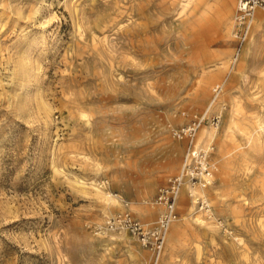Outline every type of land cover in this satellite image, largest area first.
Instances as JSON below:
<instances>
[{
  "label": "rangeland",
  "instance_id": "obj_1",
  "mask_svg": "<svg viewBox=\"0 0 264 264\" xmlns=\"http://www.w3.org/2000/svg\"><path fill=\"white\" fill-rule=\"evenodd\" d=\"M235 6L0 0V264L148 260L105 219L156 218L158 177L187 144L172 130L211 99L218 126L195 136L212 131L217 170L195 189L209 208L180 188L159 264H264V11L238 49Z\"/></svg>",
  "mask_w": 264,
  "mask_h": 264
},
{
  "label": "built area",
  "instance_id": "obj_2",
  "mask_svg": "<svg viewBox=\"0 0 264 264\" xmlns=\"http://www.w3.org/2000/svg\"><path fill=\"white\" fill-rule=\"evenodd\" d=\"M258 10L264 11V0H236L233 37L236 39L238 49L247 39L251 20ZM217 90L219 86L213 89L214 92H218ZM206 123L216 128L219 115L208 117L204 113L193 114L186 124L172 130L174 139L185 140L187 144L179 170L174 174L158 177V188L152 201L157 210L154 220L142 222L128 209L105 219L106 228L127 231L149 250L150 258L135 264H159L167 232L178 218L176 203L182 182L187 180L191 185L206 187L213 181L217 162L210 156L213 150L211 141L207 149L196 148L195 144L196 132ZM188 197L199 210H208L209 204L204 195L189 193Z\"/></svg>",
  "mask_w": 264,
  "mask_h": 264
},
{
  "label": "bare ground",
  "instance_id": "obj_3",
  "mask_svg": "<svg viewBox=\"0 0 264 264\" xmlns=\"http://www.w3.org/2000/svg\"><path fill=\"white\" fill-rule=\"evenodd\" d=\"M256 14H257V13H256ZM254 19H256V15H255L254 18L251 20V23H250V26H249V31H250V28H251V26H252V23H253ZM258 19H260V18H258ZM256 21H257V20H256ZM227 23H228V22H227ZM261 29H262V25H261V24H257V26H256V30H255V32H254V35H255L256 33L261 32ZM249 31H248V34H249ZM244 78H245V75H242V79H244ZM213 103H214V101L211 99V101H209L208 104L206 105L205 110H204V113H207V111L210 109V107L212 106ZM172 128H173V127H172ZM172 128H171V129H172ZM212 128H213V130L215 129L213 126H212ZM210 137H212V131H211V130H210V131H206V129H205V132H203V133L200 134V136H199V138H200L201 140H203V141L205 142V144L203 145L204 142H201L200 144H202V145L197 146V148H200V146H204L205 149H207L206 147H208L209 143L206 142V140H208ZM202 148H203V147H202ZM184 184H187V187H188V186L190 187V191H189V193H192V194H193V193H194V194H198L197 191L202 192V190H200V187H201V188H203V187L200 186V185H191L189 181L184 180V181L182 182L181 187H182ZM210 184H211V183H210ZM210 184H209V185H210ZM181 187H180V188H181ZM180 188H179V190H180ZM196 188H198L197 191H195ZM97 189H98L99 192H103L104 195L107 196V200H108V201L113 200L114 203H115V200H118V199H115V200H114V198L111 197V195H110L107 191L104 192V191L101 189V187H100V188H97ZM181 189H182V188H181ZM180 191H181V190H180ZM189 193H188V194H189ZM178 194H179V191H178ZM194 214H196V213H195V209H194V207H192V206L189 205V206H188V209H187V215H188V216H195ZM196 218H198V217H196Z\"/></svg>",
  "mask_w": 264,
  "mask_h": 264
}]
</instances>
